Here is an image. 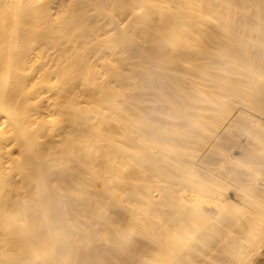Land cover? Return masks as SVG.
<instances>
[{"label":"bare ground","instance_id":"6f19581e","mask_svg":"<svg viewBox=\"0 0 264 264\" xmlns=\"http://www.w3.org/2000/svg\"><path fill=\"white\" fill-rule=\"evenodd\" d=\"M247 107L264 0H0V264H257Z\"/></svg>","mask_w":264,"mask_h":264},{"label":"rangeland","instance_id":"374dc122","mask_svg":"<svg viewBox=\"0 0 264 264\" xmlns=\"http://www.w3.org/2000/svg\"><path fill=\"white\" fill-rule=\"evenodd\" d=\"M213 88H215V89H218L217 87H213ZM247 109L250 111V112H252L253 114H256V116H259V117H261L263 120H264V113H262V112H257L256 110H253V109H250V108H248L247 107ZM238 113V110H235V113H234V116L232 117V119H234V117L236 116V114ZM224 129L225 128H222L221 129V131H220V134H221V132L223 131L224 132ZM222 132V133H223ZM236 145V144H235ZM210 148H211V145L209 146ZM209 147H206L202 152H203V155L202 156H204L206 153H207V151L210 149ZM209 148V149H208ZM234 149H236L235 151H236V153H240V151H239V148L238 147H234ZM220 156V155H219ZM218 155H217V160H218V164L217 163H214V164H212L214 167H219V169H220V166H219V162L221 161V159L220 158H218L219 157ZM220 159V160H219ZM222 162V161H221ZM218 165V166H217ZM218 168H216V170H217ZM218 169V170H219ZM215 171V170H214ZM229 180V179H228ZM231 180V179H230ZM229 180V181H230ZM181 185V184H180ZM235 188H230L229 189V193H230V196L232 197V198H237L236 196V194H237V190L235 189ZM237 200V199H236ZM246 229V228H245ZM245 229L244 230H241V233H243L242 234V237L240 238V240H238V242L239 243H243L244 245H245V253H243V255L245 256V254H247V252H248V254H251L250 253V251L251 252H253V250L257 247V246H260V245H262V248L264 249V222L263 221H260V224H259V226L255 229V231H248L247 229H246V231H245ZM242 231H244V232H242ZM244 235V236H243ZM243 237H245V239L243 238ZM243 238V241L241 240ZM239 239V238H238ZM242 248H243V246H242ZM248 250V251H247ZM242 255V256H243ZM242 256H241V261L240 262H238V263H244V261H243V258H242ZM256 263L257 264H264V255L263 256H259L257 259H256Z\"/></svg>","mask_w":264,"mask_h":264}]
</instances>
